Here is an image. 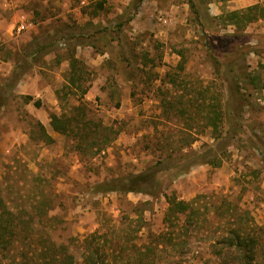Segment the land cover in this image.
I'll use <instances>...</instances> for the list:
<instances>
[{
	"label": "rangeland",
	"instance_id": "1",
	"mask_svg": "<svg viewBox=\"0 0 264 264\" xmlns=\"http://www.w3.org/2000/svg\"><path fill=\"white\" fill-rule=\"evenodd\" d=\"M254 4L264 8V0H0V60L12 67L0 74V212L16 223L0 264L56 256L64 264H238L243 255L227 246L234 228L256 238L254 258L264 264V18L244 30L219 18ZM20 10L36 25L29 37L12 30ZM101 30L104 63L79 56L83 86L94 92L83 98L91 128L113 138L92 154L50 125L54 141L41 137L17 78L40 66L49 82L55 61L74 51L71 40L82 45ZM53 87L59 110L72 113L80 91ZM156 163L155 194L108 189ZM202 164L211 167L198 172ZM192 172L207 186L221 182L185 198L200 210L166 227L163 193L178 196L176 182Z\"/></svg>",
	"mask_w": 264,
	"mask_h": 264
},
{
	"label": "trees",
	"instance_id": "2",
	"mask_svg": "<svg viewBox=\"0 0 264 264\" xmlns=\"http://www.w3.org/2000/svg\"><path fill=\"white\" fill-rule=\"evenodd\" d=\"M220 19L224 20L227 24L232 25L236 30H244L250 23L264 18V8L260 4L251 5L242 10H233L223 13ZM46 46L39 47L35 53H31L34 57L39 54V52L44 51ZM67 59L70 62V77L68 84L63 87L65 90V95L73 94L76 95V91L79 92L80 99L79 104L73 106L70 110L72 113H68L64 109L60 114L52 113L50 126L54 132L59 133L65 136H74L79 139L78 150L85 151L86 153L96 154L101 152L106 145L113 140L110 136H107L106 128L95 125V128L92 129L91 126L94 124L92 119L89 118L88 109L86 107V102L83 101L84 96L88 92V87L83 86L84 75H85V64L76 57L74 52H71L67 55ZM23 73H20V76ZM20 76L17 78L19 79ZM61 91H58V98ZM27 101L33 100L32 97H25ZM35 106L40 107L41 102L35 101ZM219 119H222V113L219 116ZM37 126L39 128V133L43 139L48 142H53L52 136L47 132L45 126L37 121ZM216 126V124H214ZM219 129V125L216 126V130ZM79 145H86V149H82ZM196 164V163H195ZM194 164V165H195ZM185 165L182 168V173L189 171L193 166ZM162 169H159L158 163L148 166L145 171L139 174H132L124 179V181L118 182L117 185H111L109 190H119L124 193L134 192L138 194H155L153 190L159 188L157 176L161 173ZM165 196L168 207L164 216V225L173 226L176 222L181 221L182 216L191 218L200 210L198 200L194 199L192 201H185L179 199L175 193L168 194L163 193ZM226 201V200H223ZM4 216H8L10 219L4 220ZM15 215L10 211L5 209L3 212H0V251L5 250L7 247V239L13 236L16 231V223L13 218ZM232 239L228 243V247L234 252H239L243 256L241 261L238 264H257L254 258V251L257 245V240L253 236H244L240 230L233 229L231 231ZM10 244V243H9ZM40 264H64L62 260H58L57 256L52 257L51 260H48L47 263ZM68 264H72L70 261ZM231 264H236L232 262Z\"/></svg>",
	"mask_w": 264,
	"mask_h": 264
},
{
	"label": "crops",
	"instance_id": "3",
	"mask_svg": "<svg viewBox=\"0 0 264 264\" xmlns=\"http://www.w3.org/2000/svg\"><path fill=\"white\" fill-rule=\"evenodd\" d=\"M26 17L29 21H32V17L30 14L24 12V11H17L14 20H13V27L12 30L14 31V27L16 24V19L17 17ZM101 19V18H100ZM90 20V18L88 19ZM100 21L99 19L94 20V22H98ZM102 24L101 25H106L105 21L103 19H101L100 21ZM33 23V21H32ZM34 24V23H33ZM110 26V25H109ZM36 28V25L34 24V26L26 31H24L21 34H16V35H20V36H25V37H29V31L34 30ZM104 29V28H102ZM104 34V30L101 31H96V33H93V35L91 34H87V35H83L82 37H88L90 38V40L92 38H95V40H91V42L85 43V44H76V38L71 41H74V43L72 44V50H74L73 52H75L76 50V57L79 58V56H83V58H85V62L90 64L91 66H98V65H102L104 63V61L106 60L107 54L108 52L106 50H100L99 48H102L99 44H98V37L102 36L103 37ZM27 35V36H26ZM29 39V38H28ZM34 40L31 39L30 42H33ZM30 44V43H29ZM47 49V47L45 48ZM25 50V49H24ZM44 55H46V59H50V53H45ZM85 63V64H86ZM56 64V68H54L53 71H49L50 75L49 78L51 77V80L49 82H47L46 80V71H41L42 68L39 66L37 72H35L34 74H31L30 71L31 69L28 68L27 70H24L22 73L23 75L20 76L19 80L20 83L22 84V93L29 95V96H25V97H31V95L35 96L36 98L33 100H30L28 102H32V105L35 107L36 111L34 112V115L36 118H38L40 120V122L45 126V128H48V125H50V121H51V114L52 113H57L60 114L62 112L59 110V106H58V91L61 90H56V88H54L53 86L57 87V85H67L68 84V80L70 77V62L68 59H64V62H60L59 64H57V62L55 61ZM35 67H37L35 65ZM12 71V67H9L6 65V63H4L2 60H0V74L4 75V76H8L9 73H11ZM105 78H103V76L101 78H97L96 80H94L92 82V84L95 86L97 84L103 85ZM56 90V92L54 91ZM88 94H86V98L88 97L89 99H92V95L94 96V92L91 90L87 92ZM96 93V92H95ZM84 96V97H85ZM35 101H40L41 102V106L40 107H36L35 106ZM47 106L49 107V109L53 112H51L50 114L47 113L46 108ZM51 127V126H50ZM53 130V129H52ZM211 167L209 164H202L196 167V170H198V172H202L203 170H205L206 167ZM221 182V181H220ZM219 180L216 181V183H212L209 186H207L206 184V178L205 175H202L200 173V175H195L193 172L190 174H187L186 178L184 181L182 180H178L176 182L175 188L178 190V197L179 199L182 198V200H184L185 198H189L192 197V195L194 193L197 192H203V191H207V189L209 188H213V187H217V185L220 184ZM184 183V188L182 189V184ZM207 186V187H206Z\"/></svg>",
	"mask_w": 264,
	"mask_h": 264
},
{
	"label": "built area",
	"instance_id": "4",
	"mask_svg": "<svg viewBox=\"0 0 264 264\" xmlns=\"http://www.w3.org/2000/svg\"><path fill=\"white\" fill-rule=\"evenodd\" d=\"M82 4L85 5L86 4V0H82ZM33 26H34V24L32 23V21H29L26 17H21L20 16V17H17V19H16L14 32L16 34H21L24 31L32 28ZM102 153H105V151H103Z\"/></svg>",
	"mask_w": 264,
	"mask_h": 264
}]
</instances>
